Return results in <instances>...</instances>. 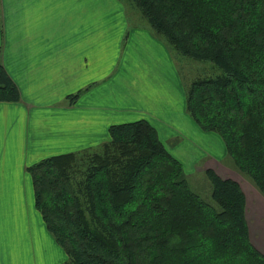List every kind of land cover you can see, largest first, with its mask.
Wrapping results in <instances>:
<instances>
[{"label":"trees","instance_id":"obj_1","mask_svg":"<svg viewBox=\"0 0 264 264\" xmlns=\"http://www.w3.org/2000/svg\"><path fill=\"white\" fill-rule=\"evenodd\" d=\"M123 1L176 53L220 68L186 85L187 112L264 195V0ZM20 100L0 65V102ZM109 135L27 168L36 208L69 257L61 264H264L238 181L206 168L210 202L149 121Z\"/></svg>","mask_w":264,"mask_h":264},{"label":"crops","instance_id":"obj_2","mask_svg":"<svg viewBox=\"0 0 264 264\" xmlns=\"http://www.w3.org/2000/svg\"><path fill=\"white\" fill-rule=\"evenodd\" d=\"M127 17L121 0H0V65L21 94L0 102V264L68 260L36 208L27 168L106 142L112 125L145 119L166 143L179 109L190 130L217 142L215 154L200 149L222 176L226 145L186 112L171 51ZM254 186L241 183L250 238L264 254V195Z\"/></svg>","mask_w":264,"mask_h":264},{"label":"rangeland","instance_id":"obj_3","mask_svg":"<svg viewBox=\"0 0 264 264\" xmlns=\"http://www.w3.org/2000/svg\"><path fill=\"white\" fill-rule=\"evenodd\" d=\"M121 1L125 5L127 16H128L127 18L131 22V25L137 26L140 29L149 30L155 38L163 42L165 46L171 51L173 62L177 68V72L179 74L181 82L183 83V85H185V87L188 83H190L191 80L197 78L198 76H216L217 74L221 73L220 68L216 67L214 64L210 62L189 59L187 57H184L176 53L174 50H172L169 47V45L163 39L155 35L154 31L150 28L147 20L141 14L139 9L136 6H134V4L130 2L125 3V1L123 0ZM177 110H178L179 115L174 114L172 118L174 120L175 126L176 127L179 126L178 133L176 135H172V137L171 136L165 137L166 139L165 145L167 146L169 151H172V152L174 151V153L176 154V157L179 158L184 164V168L186 169L187 175L189 177L191 187L196 192L201 194V196L204 199L212 202L213 201L211 197L212 186H211V183L208 177L206 176L204 172L205 168H209V165L207 164L209 162L205 163L204 158L206 156H203L201 152H203L204 150L206 152L209 151L215 154L216 152H218V145L216 144L217 142L212 141L210 139L212 137L208 134H199L197 131L195 132L194 130H190L188 128L189 125L183 119L182 114L180 113L179 109ZM180 116L182 117L183 120L178 119ZM181 122H183V124L179 125ZM200 147L203 150L200 149ZM207 157H211V156H207ZM194 161H197V163H195ZM219 169L222 173V176L220 174L219 175L223 178H231L228 176L232 175V173H235L241 176V180H242L241 182L239 180H236L240 183V185L242 182H246V180L250 181L249 178H247L245 175H242L236 169L234 163L228 157V155L225 158V160L221 164H219Z\"/></svg>","mask_w":264,"mask_h":264}]
</instances>
